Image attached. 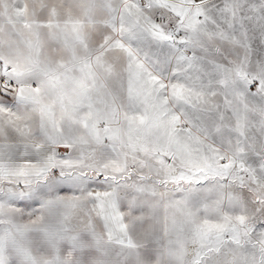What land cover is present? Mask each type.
I'll use <instances>...</instances> for the list:
<instances>
[{
    "label": "snow or ice",
    "instance_id": "6c2138e0",
    "mask_svg": "<svg viewBox=\"0 0 264 264\" xmlns=\"http://www.w3.org/2000/svg\"><path fill=\"white\" fill-rule=\"evenodd\" d=\"M0 264H264V0H0Z\"/></svg>",
    "mask_w": 264,
    "mask_h": 264
}]
</instances>
